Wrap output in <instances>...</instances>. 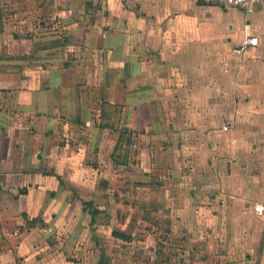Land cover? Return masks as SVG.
<instances>
[{
	"label": "crops",
	"instance_id": "0c3cea01",
	"mask_svg": "<svg viewBox=\"0 0 264 264\" xmlns=\"http://www.w3.org/2000/svg\"><path fill=\"white\" fill-rule=\"evenodd\" d=\"M102 260L264 264V10L0 0V264Z\"/></svg>",
	"mask_w": 264,
	"mask_h": 264
},
{
	"label": "rangeland",
	"instance_id": "374dc122",
	"mask_svg": "<svg viewBox=\"0 0 264 264\" xmlns=\"http://www.w3.org/2000/svg\"><path fill=\"white\" fill-rule=\"evenodd\" d=\"M129 193H131V195L133 193H135L134 189L132 188L131 190H129ZM129 196V199H128V205H131V200L133 196ZM119 204V200H115V204H113V206L116 207V205ZM123 206H125V203H123V201L120 203ZM130 208V207H129ZM121 211H124V209H126L127 211H124V213L126 212V214H122V218H126V221L124 223H121V221H119V213L116 212V216H117V219L114 220L115 222L113 223V226L110 228V230H114V232H119L120 230L122 231V233H125L130 239H131V242H127L128 244H125L124 246H122V244H118V243H114L112 246L109 245V244H106V249L105 251L107 250V253L109 252H113L112 250L113 249H117V250H121L122 254H127L128 256L130 254H135V255H138V254H141V253H145V254H148V253H155V251H159L160 252V255H171V254H176V253H181V250L182 249H177L175 247H169L167 246L166 244H160V243H163L164 241L161 240V238L157 235V232H155L151 227L148 228V227H144L142 226V228H139V224H137V222L139 221V216L131 209H128V208H120ZM117 210V208L115 209ZM126 216V217H125ZM143 218V217H142ZM102 221V220H101ZM120 224H122V226H120ZM152 224V223H150ZM149 224V225H150ZM99 226H102V224H100ZM120 226V227H119ZM138 228H135L137 227ZM124 227V228H122ZM108 228H105L103 227L102 229H100V234L103 236L102 239L104 238H108L109 237V231H110ZM147 237H150L149 239H156L157 240V244L159 243L160 246H162V248L160 250H157L158 248L155 247V251L153 252L152 249L149 247L148 249H143L142 247V244L139 243L138 241L141 239H146ZM110 238V237H109ZM98 241H99V238L97 237L96 238ZM100 239V241H104ZM99 241V242H100ZM103 246V244L105 243H102L100 242ZM130 243V244H129ZM111 248V249H110ZM184 250V249H183Z\"/></svg>",
	"mask_w": 264,
	"mask_h": 264
},
{
	"label": "built area",
	"instance_id": "2783aa9c",
	"mask_svg": "<svg viewBox=\"0 0 264 264\" xmlns=\"http://www.w3.org/2000/svg\"><path fill=\"white\" fill-rule=\"evenodd\" d=\"M213 3L227 8H237L244 13H251L256 9L264 10V0H212ZM248 45H255L256 39H250Z\"/></svg>",
	"mask_w": 264,
	"mask_h": 264
},
{
	"label": "trees",
	"instance_id": "16d2710c",
	"mask_svg": "<svg viewBox=\"0 0 264 264\" xmlns=\"http://www.w3.org/2000/svg\"><path fill=\"white\" fill-rule=\"evenodd\" d=\"M93 216L97 214V212L92 213ZM143 221H145L146 223L156 226L157 228L161 227L160 229H162L164 232H168L167 231V220H161L159 219V217L154 213V212H146L143 215ZM113 236L123 240V241H128L130 238L125 236L124 234H119V233H113ZM99 264H106V262H104L103 260L99 263Z\"/></svg>",
	"mask_w": 264,
	"mask_h": 264
}]
</instances>
